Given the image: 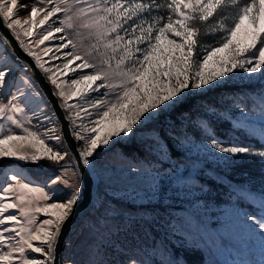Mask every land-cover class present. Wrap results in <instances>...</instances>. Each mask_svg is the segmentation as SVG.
Wrapping results in <instances>:
<instances>
[{
    "label": "rangeland",
    "instance_id": "374dc122",
    "mask_svg": "<svg viewBox=\"0 0 264 264\" xmlns=\"http://www.w3.org/2000/svg\"><path fill=\"white\" fill-rule=\"evenodd\" d=\"M20 2L28 5L27 8L17 10L22 23L26 19L30 20L29 13L34 4L47 8L56 5L69 8V11H62L44 25L32 29V36H24L20 28L16 29V35L19 34V39L24 41V45L36 52L42 63L47 62L44 63V68H51L55 72L56 67L62 68L65 62L63 53L72 52L74 55L83 56L95 66L87 69V72L111 73L116 70L122 50L113 54L111 48L105 47V40L98 37L95 29L83 27L84 23L97 14L90 13L85 17L80 13V9L87 5H96L97 0H82L80 3L68 0L67 5L59 4V0H52L50 4L40 3V0ZM126 2L130 5L132 0ZM235 11L234 8L224 10L228 17L226 23L231 21ZM69 16L72 17L70 21L67 19ZM42 17L43 13L36 18L37 22ZM154 17H157L155 13L147 19L152 20ZM142 19L143 16L137 19V23ZM69 23L71 28L68 27ZM23 27L30 28L31 24H25ZM57 27L63 31L54 33V36L43 44L36 43L43 35L54 32ZM211 35L202 33L201 38L210 41ZM67 40H71L75 46L57 51V47ZM45 48L52 51L45 55ZM109 60L111 68L106 63ZM0 62L11 65L15 70L7 77L5 86L0 89V101L6 102L10 98L14 91L13 83H21L23 77H27L31 83H24V88L31 93L29 108L36 109L37 106L47 105L32 78L14 59L2 40ZM80 75L79 70L69 72L66 76L57 73L61 82L60 88L66 96L75 91L71 80L79 78ZM225 84L224 88L228 87L227 92L224 91L212 102L215 106L208 102L200 104L196 108L197 116L174 119L165 113L156 121H146L143 125H138L135 135L113 137L108 145H101L96 150L94 156L89 158L90 167L96 175V202L67 241L62 264H93L94 261L101 260L106 264H120L126 254H134L142 264H153L162 258L164 251L182 258L180 264H264V238H261L258 230H253L254 225L245 220L249 214L261 215L256 196L264 192V173L260 174L254 170L264 162H261L259 157L221 154L211 147L214 141H219L222 144L251 147L254 151L264 150V136H261V125L264 123L261 116L264 107V82L241 80L234 75L232 79L225 80L222 86ZM219 87L221 86L216 88ZM214 89L193 96H204ZM116 91L102 88L99 92L89 91L87 95L69 99L67 102L75 105L73 108H67L72 122L75 120L77 124L82 122L83 125L91 127L89 121L96 119L98 113L106 109L89 108L92 113L90 116L80 109L88 107L86 101L89 99L99 98L110 103ZM106 92L109 93L107 97L103 95ZM46 111L54 127L56 126L55 133L60 135L58 123L48 105ZM77 112L80 113L82 121L76 117ZM7 115L15 114L6 113L0 118L2 134H8L10 131L24 134L20 128H16L7 120ZM20 119H24L23 115ZM211 123L226 128V137L216 135ZM25 126L41 134L46 131L35 124ZM157 131L164 138L160 142V149L151 143L152 135ZM48 143L53 144V141ZM83 143L79 141L80 145ZM58 147L67 152L62 138ZM61 165H70L75 169V174L72 171L63 173V176L72 182V190H75L79 176L69 154L59 163L48 160L32 163L0 159V185H15L17 182L11 181L9 177L17 174L24 178L19 182L27 180L33 186H42L45 190L60 188L69 191L62 183H49L54 176L61 175V172L57 171ZM243 167L253 170H243ZM237 188L251 190L252 194L238 197L235 192ZM35 205L36 202L32 207ZM10 211H14L22 221L24 220L18 209ZM34 215L37 222L50 218L40 213ZM97 249L101 253L100 256H94ZM8 250V247L0 246V254ZM197 250L200 251V257L193 256V263L189 262L184 255H191ZM27 255L43 259L30 250Z\"/></svg>",
    "mask_w": 264,
    "mask_h": 264
},
{
    "label": "snow or ice",
    "instance_id": "6c2138e0",
    "mask_svg": "<svg viewBox=\"0 0 264 264\" xmlns=\"http://www.w3.org/2000/svg\"><path fill=\"white\" fill-rule=\"evenodd\" d=\"M51 2L52 0H40L43 4ZM74 2L80 3L82 0ZM59 4L67 5L68 0H59ZM27 7L28 5L22 4L20 0H0V24L13 32L20 28L24 36H32V29L44 25L62 11H69L68 7L61 8L59 5L47 8L34 4L29 13L30 20L26 19L22 23L17 10ZM161 7L167 9L165 16L147 19ZM226 8L236 9L228 23V17L224 14ZM41 13L43 17L37 22L36 18ZM80 13L85 17L90 13L97 14L84 23L83 27L95 29L98 37L105 40V47L111 48L113 54L122 50L114 72H87V69L95 66L83 56L74 55L72 52L63 53L65 62L62 68L57 66L53 72L51 68H44V63L47 62L42 63L41 57L27 48L24 41L21 40L20 44L25 47L27 55L33 57L37 64L49 73L48 79L60 89L59 96L64 99L66 108L75 107L67 102L69 99L87 95L89 91L99 92L102 88L117 90L113 93L112 102L99 98L89 99L86 101L88 107L80 109L89 116L92 115L89 108L106 109L98 113L96 119L89 121L91 127L73 121L72 131L75 139L84 142L78 145L81 149L79 156L73 153L72 157L78 166H82L81 172L91 166L89 158L94 156L101 145H108L113 137L135 135L138 125L158 120L160 116L174 110L197 93L204 94L209 89L222 86L225 80L232 79L234 75L241 80L264 82V0H164L163 4L158 3V0H132L130 5L126 0H103L102 3L97 0L96 5L81 8ZM141 16L144 19L137 23ZM67 19L70 21L72 17ZM29 23L31 27L25 29L23 25ZM68 27L71 28L72 25L69 23ZM62 31V28L57 27L54 32L43 35L36 43L43 44L45 40L53 37L54 33ZM202 33L212 34L211 40H203ZM216 33L219 35H215ZM16 38L19 39V34ZM141 45L144 47H140ZM70 46L75 45L71 40H67L57 47V51ZM51 51L52 49L45 48L44 54L48 55ZM106 63L111 68V61ZM77 70L81 75L71 80L75 91L66 96L60 88L61 82L57 73L66 76L69 72ZM14 71L11 65L0 62V89L5 86L7 77ZM24 83L31 82L27 77H23V82L13 83L14 91L10 98L6 102L0 101V118L6 113L15 114L7 115L6 118L24 133L10 131L8 134H2L3 130L0 129V159L32 163H39L41 160L54 163L64 161L68 153L58 147L61 135L55 133L51 117L46 111L47 105L30 109L28 105L31 93L24 88ZM103 95L107 97L109 93ZM21 115L23 120L20 119ZM261 116L264 120V107ZM76 117L82 121L79 112ZM26 124L38 125L46 131L43 134L38 133L26 127ZM261 136H264V123L261 125ZM163 139L157 131L152 135L151 143L160 149ZM48 141H55L56 144ZM211 147L221 154L259 157L261 162H264V150L254 151L251 147L222 144L219 141H214ZM57 171L61 172V175L54 176L49 183H62L69 191L60 188L45 190L42 186H33L27 180L19 182L24 178L17 174L9 177L11 181L17 182L15 185H0V246L9 249L0 254V264H56L59 236L83 191L79 177L77 188L72 190V182L63 176V173L68 171L75 174V169L70 165H61ZM235 192L238 197L252 194L251 190L242 188L235 189ZM256 200L261 215L249 214L245 220L254 225L253 230H258V234L264 238V192H260ZM39 201L45 203L40 204ZM34 202L36 205L32 207ZM17 209L19 215L24 217L23 221L14 211H10ZM35 213L50 218L37 222ZM5 233L13 235L5 236ZM29 250L43 259L27 255ZM100 255L97 249L94 256ZM181 260L182 258L175 254L164 251L162 258L153 264H180ZM93 264L106 262L94 261ZM120 264L142 262L134 254H126Z\"/></svg>",
    "mask_w": 264,
    "mask_h": 264
},
{
    "label": "water",
    "instance_id": "95a60500",
    "mask_svg": "<svg viewBox=\"0 0 264 264\" xmlns=\"http://www.w3.org/2000/svg\"><path fill=\"white\" fill-rule=\"evenodd\" d=\"M16 37L17 35L15 32L8 29L5 25L0 24V40L3 41L4 45L20 66L26 69L45 99L58 123L60 134L67 147L68 154L71 158L73 157V153L79 156L80 149L78 148V141L75 139L72 131L73 122L66 110L62 98L59 96L57 88L51 84L48 75L43 68L37 64L36 60L27 55L25 47H22L20 44L21 40ZM72 160L79 175L83 191L78 204L75 206L72 215L64 224L59 236V242L56 248V264H62V255L65 244L71 235L70 233H73L77 222L90 213V208L94 205L96 197V176L93 170L87 167L81 172L80 168L82 166H78L75 159L72 158Z\"/></svg>",
    "mask_w": 264,
    "mask_h": 264
},
{
    "label": "trees",
    "instance_id": "16d2710c",
    "mask_svg": "<svg viewBox=\"0 0 264 264\" xmlns=\"http://www.w3.org/2000/svg\"><path fill=\"white\" fill-rule=\"evenodd\" d=\"M158 3L163 4L164 0H158ZM167 12V9L164 7H161L160 9H158L157 11H155L154 13L156 14L157 17L160 16H165V13ZM204 40V39H203ZM226 86V84L224 86H221L219 88H215L214 90H212L211 93H208L204 96H191L189 97V99H187L182 105H179L177 108H175L174 110L170 111L169 113H166L168 116L174 118V119H178L182 116H188V117H195L197 116L196 113V108H198L200 106V104L208 102L211 103L212 106H215L214 102L215 99L224 91L227 92L226 90L228 89V87L224 88ZM229 86V85H227ZM212 99V100H211ZM198 110V109H197ZM212 128L215 132L216 135L220 136V137H226L227 132L225 131L226 128L221 127L219 124H212ZM194 131V130H193ZM196 134V133H195ZM123 148H125V146H123ZM243 170H253V168L250 167H243ZM256 172H259L260 174L264 173V163H261V167L259 166V168L257 167L256 170H254ZM193 254V255H192ZM191 255L185 254V258L193 263L191 261V258L194 257H200V251L197 250L195 251V253H192Z\"/></svg>",
    "mask_w": 264,
    "mask_h": 264
},
{
    "label": "bare ground",
    "instance_id": "6f19581e",
    "mask_svg": "<svg viewBox=\"0 0 264 264\" xmlns=\"http://www.w3.org/2000/svg\"><path fill=\"white\" fill-rule=\"evenodd\" d=\"M26 70V69H25ZM63 103H64V101H63ZM64 105H65V103H64ZM66 110H67V108H66ZM55 118V117H54ZM55 121H56V119H55ZM56 123H57V121H56ZM57 126H58V124H57ZM56 127V126H55ZM58 130H59V127H58ZM59 133H60V130H59ZM61 135V134H60ZM62 138V137H61ZM63 141V140H62ZM63 143H64V141H63ZM53 144H56L54 141H53ZM64 145H65V143H64ZM78 145H80L79 144V141H78ZM66 146V145H65ZM80 149V148H79ZM81 150V149H80ZM62 151V150H61ZM66 151H67V153H68V150H67V147H66ZM72 159V158H71ZM73 161V160H72ZM90 167V166H89ZM91 168V167H90ZM79 176V175H78ZM96 176V175H95ZM95 202H96V197H95ZM94 206V205H93ZM92 206V207H93ZM91 207V208H92ZM91 208H90V211H91ZM86 218V217H85ZM81 220H82V218L77 222V224H76V226H75V228L79 225V223H81ZM75 228H74V230H75ZM74 232V231H73ZM70 234H72V233H70ZM70 237H71V235H70ZM70 237H69V239H70ZM68 239V240H69ZM68 243V242H67ZM66 243V244H67ZM66 244H65V249H64V252H63V255H64V253H65V251H66Z\"/></svg>",
    "mask_w": 264,
    "mask_h": 264
}]
</instances>
